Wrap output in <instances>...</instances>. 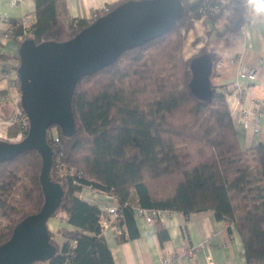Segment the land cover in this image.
Segmentation results:
<instances>
[{
	"label": "trees",
	"instance_id": "obj_1",
	"mask_svg": "<svg viewBox=\"0 0 264 264\" xmlns=\"http://www.w3.org/2000/svg\"><path fill=\"white\" fill-rule=\"evenodd\" d=\"M34 1L30 22L13 20L8 27L18 47L25 39H69L101 15L76 18L68 14L66 0ZM203 1L182 0V16L165 33L79 78L71 98L75 130L67 134L56 126L59 161L53 156L43 169L42 154L34 148L0 162V243L21 219L41 208L48 182L62 198L50 218L60 213L62 223L56 232L49 229L57 251L47 264H114L100 207L80 197L85 186L115 197L122 239L138 235L136 206L184 214L211 209L237 229L246 264H264V142L240 145L227 92L211 84L212 97L205 100L189 86L190 60L205 50L184 55L185 33L203 8L211 19L225 13L219 33L231 34L245 23L246 6L243 0ZM3 38L0 32V42ZM211 57L210 76L216 73ZM12 58L11 66L18 67L19 55ZM27 132L14 121L7 140ZM47 141L56 148L49 131ZM158 234L161 240L168 235L164 228Z\"/></svg>",
	"mask_w": 264,
	"mask_h": 264
},
{
	"label": "crops",
	"instance_id": "obj_2",
	"mask_svg": "<svg viewBox=\"0 0 264 264\" xmlns=\"http://www.w3.org/2000/svg\"><path fill=\"white\" fill-rule=\"evenodd\" d=\"M12 1L0 0V32L8 29L13 20L24 15L34 16V0H15V4ZM118 1L66 0V4L70 16L90 20L103 7ZM245 6L246 21L238 32L219 33L227 20L225 13L215 19L200 17L194 19L186 31L184 43L185 57L201 49L215 56L216 73L210 76V83L227 92L230 114L243 148L264 142V15H257L250 6ZM0 52L5 55L6 63L13 65L15 58L12 57L18 54V43L3 38ZM245 65L256 68L254 80L239 72ZM236 87L245 90L243 101ZM18 100V87L0 73V139H7V127ZM256 108L261 111L257 122L253 114ZM80 197L99 207L116 204L112 194L90 186L82 188ZM134 218L138 230L134 238L122 239L110 227L102 229L114 264H161L163 258L168 259L169 264H246L237 229L217 219L211 209L188 214L168 210L153 222H147L135 212ZM51 220L47 222L48 228L56 232L62 221L56 218L52 227ZM159 228L167 231L163 240L159 237ZM183 245L191 248V255L182 252Z\"/></svg>",
	"mask_w": 264,
	"mask_h": 264
},
{
	"label": "water",
	"instance_id": "obj_3",
	"mask_svg": "<svg viewBox=\"0 0 264 264\" xmlns=\"http://www.w3.org/2000/svg\"><path fill=\"white\" fill-rule=\"evenodd\" d=\"M183 9L182 0H125L69 39L39 43L23 40L18 47L17 70L20 105L29 128L20 140L0 139V162L36 148L46 169L53 158V149L47 141L48 128L56 125L67 134L75 130L71 98L79 78L113 63L123 51L165 33L177 23ZM212 68L208 52L196 54L190 60L189 86L205 100L212 97ZM44 190L41 208L21 219L11 236L0 243V264L47 261L56 253L47 222L62 198L48 182L44 183Z\"/></svg>",
	"mask_w": 264,
	"mask_h": 264
},
{
	"label": "built area",
	"instance_id": "obj_4",
	"mask_svg": "<svg viewBox=\"0 0 264 264\" xmlns=\"http://www.w3.org/2000/svg\"><path fill=\"white\" fill-rule=\"evenodd\" d=\"M204 4L206 3V0L203 1ZM245 5H249V0H243ZM13 4H15V0L12 1ZM209 10L211 9H217L216 6H211L208 8ZM109 11L108 6L103 7V9L101 10L100 13H95L94 17L97 16L98 14H103L105 12ZM202 17H204V15L206 14V10L203 8L202 10ZM32 19L31 15H24L21 19H19V21L23 24V25H27L30 20ZM12 32L8 29H6L5 31H3V37L6 38H10V34ZM241 74L246 75L250 80H254L256 77V68L253 66H248L245 65L243 66L240 71ZM0 73L3 74V76L11 81V84L18 87L19 86V80H18V70L17 67L15 66H11V65H6L4 58L2 57L1 53H0ZM237 84V83H236ZM238 85V84H237ZM238 89L239 92V97H240V101L244 100V96H245V90L236 87ZM244 112H247L245 109L243 110ZM23 109L20 105V100H18V102L15 105V108L13 110L12 113V117H11V123L14 121H17L21 124L23 131H28L29 126H27V119H25V117L23 116ZM254 118L255 121L257 122L260 115H261V111L259 109H255L254 110ZM51 128H48L47 132L49 131L51 134L52 139L55 142L56 148L53 149V156L56 158L57 161L60 160V155H62V150L60 148V142H59V135L57 133L56 130V125H51ZM22 137V133H19L18 136L16 137V140H20ZM99 190V189H97ZM102 191V190H100ZM100 211H101V226L102 229L110 227L111 229H113L116 233L120 232V225H119V211H118V207L116 204H112V205H107V206H102L100 207ZM134 211L135 213H137L138 215H140L141 217H143L147 222H153L156 221L157 219H159L162 214L166 211H168L167 209H161V208H145V207H134ZM182 252L185 255H191V248L189 246L183 245L182 247ZM31 264H47L46 261H34ZM161 264H169V260L166 258H163L161 261Z\"/></svg>",
	"mask_w": 264,
	"mask_h": 264
},
{
	"label": "clouds",
	"instance_id": "obj_5",
	"mask_svg": "<svg viewBox=\"0 0 264 264\" xmlns=\"http://www.w3.org/2000/svg\"><path fill=\"white\" fill-rule=\"evenodd\" d=\"M249 5L257 15H264V0H249Z\"/></svg>",
	"mask_w": 264,
	"mask_h": 264
},
{
	"label": "rangeland",
	"instance_id": "obj_6",
	"mask_svg": "<svg viewBox=\"0 0 264 264\" xmlns=\"http://www.w3.org/2000/svg\"><path fill=\"white\" fill-rule=\"evenodd\" d=\"M59 217H61V214H60V213H58L56 216L50 218V219H52V220L49 222V224L53 227V225L55 224V220H56V218H57V219H60ZM55 236H56L55 238L59 241V240H60V236L57 235V234H56Z\"/></svg>",
	"mask_w": 264,
	"mask_h": 264
}]
</instances>
